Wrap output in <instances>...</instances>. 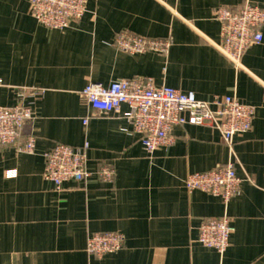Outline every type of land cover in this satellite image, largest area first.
Returning <instances> with one entry per match:
<instances>
[{
    "label": "crops",
    "instance_id": "obj_1",
    "mask_svg": "<svg viewBox=\"0 0 264 264\" xmlns=\"http://www.w3.org/2000/svg\"><path fill=\"white\" fill-rule=\"evenodd\" d=\"M245 2L264 9V0H86L78 21L54 30L31 16L29 0H0V106H14L23 89L44 91L23 127V136H35L36 153L0 150V264H264V24L239 69L215 46L214 10ZM122 30L171 44L166 54L129 55L112 45ZM136 77L201 101L235 95L255 107L251 128L230 151L210 125H176L174 142L149 155L127 105L102 114L79 96L89 82ZM86 141L84 182L56 189L43 178V151ZM229 162L241 183L227 204L186 191L188 173ZM102 165L114 170L113 182L99 178ZM223 216L233 232L219 254L197 241L198 227ZM107 231L124 236L122 248L89 256L88 235Z\"/></svg>",
    "mask_w": 264,
    "mask_h": 264
},
{
    "label": "built area",
    "instance_id": "obj_2",
    "mask_svg": "<svg viewBox=\"0 0 264 264\" xmlns=\"http://www.w3.org/2000/svg\"><path fill=\"white\" fill-rule=\"evenodd\" d=\"M157 1L166 4V0ZM29 3L31 16L43 27L54 30L69 28L86 12V0H29ZM214 19L220 25V43L215 45L216 49L239 69L245 51L261 41L264 9L249 2L236 9L221 6L214 10ZM170 44L169 39L148 38L125 30L116 33L112 43L117 50L129 55L166 54ZM43 93L42 89H23L18 92V102L14 106H0V150L12 145L19 152L36 153V138L33 134L23 136V127L32 120V104ZM79 96L89 108L102 114L118 112L121 105H127L129 110L125 116L149 155L174 142L172 129L176 125H210L232 151L234 137L249 131L255 114L254 106L235 95L201 101L192 92L157 86L152 79L143 77L115 80L107 86L89 82ZM25 98L30 100L24 103ZM87 122L86 117L82 123ZM88 148L86 141L80 146L57 143L43 151V178L56 189L65 182H84L90 175L86 169ZM97 174L104 182L114 180L115 173L109 165L100 166ZM240 183L231 162L213 170L188 173L183 180L186 191L205 192L220 198L224 204L236 195ZM232 232L227 216L204 219L198 227L197 241L223 254ZM123 243L124 236L119 232H93L88 235L86 252L89 256L101 258L118 252Z\"/></svg>",
    "mask_w": 264,
    "mask_h": 264
}]
</instances>
